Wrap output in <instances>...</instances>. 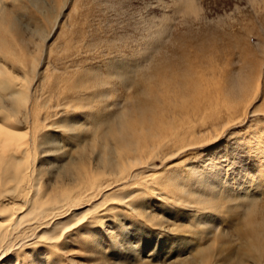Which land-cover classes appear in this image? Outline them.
Wrapping results in <instances>:
<instances>
[{
	"label": "bare ground",
	"instance_id": "obj_1",
	"mask_svg": "<svg viewBox=\"0 0 264 264\" xmlns=\"http://www.w3.org/2000/svg\"><path fill=\"white\" fill-rule=\"evenodd\" d=\"M184 2L179 9L195 18ZM4 21L0 12V264H63L71 245L92 264H110L109 256L159 264L145 262L142 249L120 256L131 236L142 244L151 235L160 252L179 242L161 264H264V141L248 140L250 161L243 141L233 148L231 140L216 160L200 155L236 133L232 108L256 98L259 84L255 92L249 76L218 71L206 85L203 73H168L167 65L161 73L111 64L103 75H31L36 63L20 57V31ZM192 148L199 153L189 160Z\"/></svg>",
	"mask_w": 264,
	"mask_h": 264
},
{
	"label": "rangeland",
	"instance_id": "obj_2",
	"mask_svg": "<svg viewBox=\"0 0 264 264\" xmlns=\"http://www.w3.org/2000/svg\"><path fill=\"white\" fill-rule=\"evenodd\" d=\"M187 1L197 8V12H194L195 18L191 11L184 12L183 9H179L185 5L184 0H0V12L5 20V27L11 29L13 26V29L16 27L15 30L20 31V39L15 45V50L19 51L21 58L24 57L25 61H28L27 65L30 61L36 63L35 67L31 65L29 67L31 75L41 70L44 72L41 73L42 76L48 73L61 76L63 79L71 78L75 73L85 71L90 73V70L103 75L109 73L111 64H114L119 68H126L128 66L125 65H129V68H132L130 73L145 72L146 69L142 71L140 66L146 68L148 65L151 67L149 73H161L163 65H167L168 73H173L176 67H179L180 71L176 69L179 73L186 71L203 73L204 84L212 72L214 74L218 71L231 72L249 76L251 88L256 92V85L259 84L260 89L256 98L251 96L237 108H232L237 111L235 119L231 121V126L235 124L236 133L231 137L227 136V133L219 136L209 155L208 152L200 155L216 160V151L231 147L232 141L233 148L238 141L245 143L244 154L248 150V140L262 147L264 0ZM187 9L188 7L185 11ZM44 55L45 64L40 65ZM1 59L0 54V61ZM6 65L7 69L11 68L10 64ZM221 76L223 78V75ZM110 85L113 89L115 87L114 94L117 96L124 94L119 79L112 78ZM257 104H261L258 108L260 111L256 115L248 113L247 110H252ZM223 112L226 115L225 110ZM240 114H245L242 122L240 120L243 116ZM209 130L211 133L216 131L213 128ZM257 136H260L258 139L261 143L257 141ZM225 140H228L227 143H224ZM62 145L63 142L60 143V146ZM196 150L198 151V148L188 149L186 152L193 154L187 159L197 157L199 151ZM249 156L245 154L248 161L255 158L252 152H249ZM243 160L244 157L238 156L239 163ZM258 196L264 198L263 192H259ZM103 240L107 241V236ZM135 241L133 236L128 239L130 244L124 246L127 247V251L120 246L123 249L121 257L128 256L123 254L124 251L140 253L142 249L144 253H141L140 257L143 260L161 264L163 256L169 258L179 249V242L169 241L164 248L166 252H160L158 248L155 249L149 244L156 241L154 235L147 240H141L142 244H135ZM74 246L71 245L72 252L68 250L71 255L66 250L61 254L63 264L94 262L84 251V247ZM33 254L35 253H30ZM40 258L46 259L45 255H38V260ZM107 259L110 264H118L110 256ZM39 264H42V261Z\"/></svg>",
	"mask_w": 264,
	"mask_h": 264
}]
</instances>
